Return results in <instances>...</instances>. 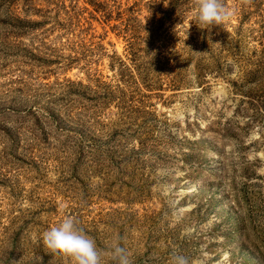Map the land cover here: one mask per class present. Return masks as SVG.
<instances>
[{"label": "rangeland", "instance_id": "374dc122", "mask_svg": "<svg viewBox=\"0 0 264 264\" xmlns=\"http://www.w3.org/2000/svg\"><path fill=\"white\" fill-rule=\"evenodd\" d=\"M0 0V264H264V0Z\"/></svg>", "mask_w": 264, "mask_h": 264}, {"label": "clouds", "instance_id": "9594fccd", "mask_svg": "<svg viewBox=\"0 0 264 264\" xmlns=\"http://www.w3.org/2000/svg\"><path fill=\"white\" fill-rule=\"evenodd\" d=\"M195 4L199 25H219L231 15L224 7L223 0H195ZM77 223L71 216L63 218L60 223L44 231L43 245L53 253L69 257L72 264H102L103 250L97 247L95 239L87 235ZM109 252L115 264H132L127 250L118 241L110 245ZM171 264H188V258L174 254Z\"/></svg>", "mask_w": 264, "mask_h": 264}]
</instances>
